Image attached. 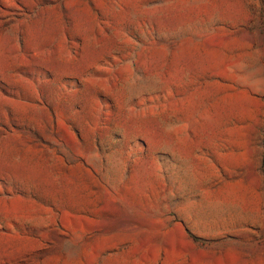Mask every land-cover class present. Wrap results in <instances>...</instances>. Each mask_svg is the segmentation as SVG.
I'll use <instances>...</instances> for the list:
<instances>
[{"label": "rangeland", "instance_id": "obj_1", "mask_svg": "<svg viewBox=\"0 0 264 264\" xmlns=\"http://www.w3.org/2000/svg\"><path fill=\"white\" fill-rule=\"evenodd\" d=\"M264 0H0V264H264Z\"/></svg>", "mask_w": 264, "mask_h": 264}, {"label": "trees", "instance_id": "obj_2", "mask_svg": "<svg viewBox=\"0 0 264 264\" xmlns=\"http://www.w3.org/2000/svg\"><path fill=\"white\" fill-rule=\"evenodd\" d=\"M263 147H264V136H263ZM262 172H263V177H264V152L262 156Z\"/></svg>", "mask_w": 264, "mask_h": 264}, {"label": "crops", "instance_id": "obj_3", "mask_svg": "<svg viewBox=\"0 0 264 264\" xmlns=\"http://www.w3.org/2000/svg\"><path fill=\"white\" fill-rule=\"evenodd\" d=\"M261 164H262V161H261Z\"/></svg>", "mask_w": 264, "mask_h": 264}]
</instances>
